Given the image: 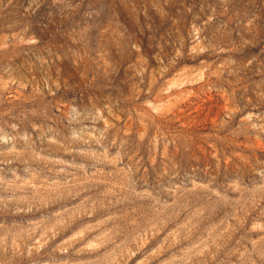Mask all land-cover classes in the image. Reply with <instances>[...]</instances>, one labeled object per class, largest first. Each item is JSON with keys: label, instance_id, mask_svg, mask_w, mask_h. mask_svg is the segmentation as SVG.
<instances>
[{"label": "rangeland", "instance_id": "1", "mask_svg": "<svg viewBox=\"0 0 264 264\" xmlns=\"http://www.w3.org/2000/svg\"><path fill=\"white\" fill-rule=\"evenodd\" d=\"M0 264H264V0H0Z\"/></svg>", "mask_w": 264, "mask_h": 264}]
</instances>
